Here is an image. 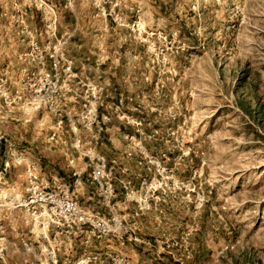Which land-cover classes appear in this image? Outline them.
I'll list each match as a JSON object with an SVG mask.
<instances>
[{
	"label": "rangeland",
	"instance_id": "1",
	"mask_svg": "<svg viewBox=\"0 0 264 264\" xmlns=\"http://www.w3.org/2000/svg\"><path fill=\"white\" fill-rule=\"evenodd\" d=\"M0 264H264V0H0Z\"/></svg>",
	"mask_w": 264,
	"mask_h": 264
},
{
	"label": "built area",
	"instance_id": "2",
	"mask_svg": "<svg viewBox=\"0 0 264 264\" xmlns=\"http://www.w3.org/2000/svg\"><path fill=\"white\" fill-rule=\"evenodd\" d=\"M79 221L82 223V218L81 217H79ZM82 224H84V223H82Z\"/></svg>",
	"mask_w": 264,
	"mask_h": 264
}]
</instances>
